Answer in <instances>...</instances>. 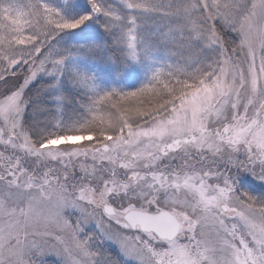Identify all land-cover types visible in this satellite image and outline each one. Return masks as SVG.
I'll return each instance as SVG.
<instances>
[{
	"label": "snow or ice",
	"instance_id": "snow-or-ice-1",
	"mask_svg": "<svg viewBox=\"0 0 264 264\" xmlns=\"http://www.w3.org/2000/svg\"><path fill=\"white\" fill-rule=\"evenodd\" d=\"M0 264H264V0H0Z\"/></svg>",
	"mask_w": 264,
	"mask_h": 264
}]
</instances>
